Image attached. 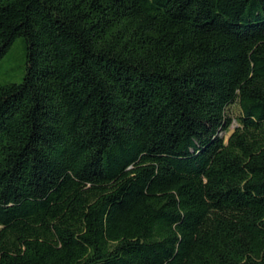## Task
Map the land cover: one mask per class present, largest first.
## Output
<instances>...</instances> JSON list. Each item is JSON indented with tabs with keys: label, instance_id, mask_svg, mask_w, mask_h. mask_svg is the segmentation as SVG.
Listing matches in <instances>:
<instances>
[{
	"label": "trees",
	"instance_id": "trees-1",
	"mask_svg": "<svg viewBox=\"0 0 264 264\" xmlns=\"http://www.w3.org/2000/svg\"><path fill=\"white\" fill-rule=\"evenodd\" d=\"M16 37L0 264H264V0H0Z\"/></svg>",
	"mask_w": 264,
	"mask_h": 264
},
{
	"label": "rangeland",
	"instance_id": "rangeland-1",
	"mask_svg": "<svg viewBox=\"0 0 264 264\" xmlns=\"http://www.w3.org/2000/svg\"><path fill=\"white\" fill-rule=\"evenodd\" d=\"M23 68V44L20 37H16L6 53L0 60V82L19 81L22 76ZM238 112L236 105H232L229 114L233 117L231 125L227 132L222 133L224 139L227 138L230 131L236 125L234 117Z\"/></svg>",
	"mask_w": 264,
	"mask_h": 264
}]
</instances>
